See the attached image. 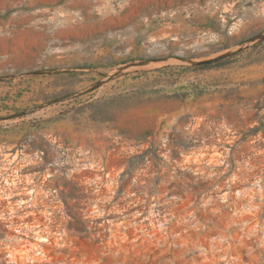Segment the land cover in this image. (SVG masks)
<instances>
[{
  "label": "rangeland",
  "instance_id": "obj_1",
  "mask_svg": "<svg viewBox=\"0 0 264 264\" xmlns=\"http://www.w3.org/2000/svg\"><path fill=\"white\" fill-rule=\"evenodd\" d=\"M30 257L264 264V0H0V264Z\"/></svg>",
  "mask_w": 264,
  "mask_h": 264
},
{
  "label": "built area",
  "instance_id": "obj_2",
  "mask_svg": "<svg viewBox=\"0 0 264 264\" xmlns=\"http://www.w3.org/2000/svg\"><path fill=\"white\" fill-rule=\"evenodd\" d=\"M10 253L11 252H9L8 253V257H9V259H10V261L12 262V263H16V257L15 258H12L11 256H10ZM34 255L35 256H37L40 260H45L46 258H47V256H46V254L44 253V251L41 249V248H38V249H36L35 251H34ZM29 262H30V264H33V262L35 261L34 259H33V257H30L29 259H27Z\"/></svg>",
  "mask_w": 264,
  "mask_h": 264
},
{
  "label": "bare ground",
  "instance_id": "obj_3",
  "mask_svg": "<svg viewBox=\"0 0 264 264\" xmlns=\"http://www.w3.org/2000/svg\"><path fill=\"white\" fill-rule=\"evenodd\" d=\"M197 160L199 161L200 159L198 158ZM201 172H202V175H204V174L206 173V172H205V171H203V170H202Z\"/></svg>",
  "mask_w": 264,
  "mask_h": 264
}]
</instances>
